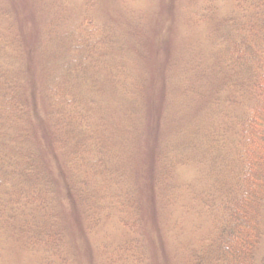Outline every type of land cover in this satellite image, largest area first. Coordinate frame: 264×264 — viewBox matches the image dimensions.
<instances>
[{"label":"trees","instance_id":"16d2710c","mask_svg":"<svg viewBox=\"0 0 264 264\" xmlns=\"http://www.w3.org/2000/svg\"><path fill=\"white\" fill-rule=\"evenodd\" d=\"M220 25L210 32L209 75L213 93L165 111L163 139L154 147L159 200L175 203L174 169L196 165L201 179L189 194L191 209L205 222L176 255L175 264H260L264 239V0H221ZM10 14L0 5V17ZM196 15H194V18ZM53 20L42 39L52 51H34L44 69L39 88L48 141L64 168L66 193L77 201L87 232L111 216L128 234L100 245L101 264H149L138 207L126 178L149 116L147 80L138 62L123 63L109 33L92 18L60 43ZM52 25V26H51ZM104 37L95 42L93 31ZM9 28L0 32V224L39 264H72L55 210L57 182L38 151L36 127L25 89L27 51ZM50 42V43H51ZM63 48H66L63 50ZM68 50V51H65ZM185 85L177 94L187 95ZM46 127V126H45ZM198 188V189H197Z\"/></svg>","mask_w":264,"mask_h":264},{"label":"rangeland","instance_id":"374dc122","mask_svg":"<svg viewBox=\"0 0 264 264\" xmlns=\"http://www.w3.org/2000/svg\"><path fill=\"white\" fill-rule=\"evenodd\" d=\"M221 4V0H0L10 14L0 17V32L9 28L18 34L27 51L24 84L32 102L38 151L57 182L55 210L72 264H101L100 245L122 240L128 232L116 223L114 216L103 220L96 232H87L77 201L65 191L62 159L49 144L42 115L39 83L45 66L34 52L52 51L55 41L40 40L46 22L53 20L51 35H57L56 39L64 44L66 39L61 35L77 28L88 14L98 32L109 33L105 38L111 41L108 51H114L129 67L138 62L141 77L147 80L150 113L132 155L134 168L124 184L129 186L138 207L140 234L149 264H175L177 253L196 238L205 222L203 215L180 205L184 201L189 204L191 194L181 193L178 185L186 180L198 187L201 175L191 162L176 166L172 177L177 186L173 196L176 200L166 205L155 189L154 147L163 139L161 117L166 110L172 113L179 104L184 106L196 99L206 105L200 96L217 91V78L209 75V36L220 25L226 6L221 8ZM98 32L93 31L95 42L104 40L96 35ZM185 85L189 86L187 95L178 96ZM39 258L12 239L0 224V264H39ZM257 259L264 264V239Z\"/></svg>","mask_w":264,"mask_h":264}]
</instances>
